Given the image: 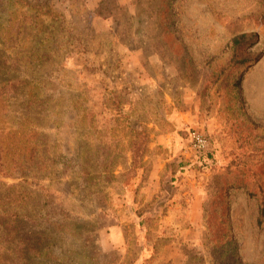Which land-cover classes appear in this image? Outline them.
I'll use <instances>...</instances> for the list:
<instances>
[{
  "label": "rangeland",
  "instance_id": "374dc122",
  "mask_svg": "<svg viewBox=\"0 0 264 264\" xmlns=\"http://www.w3.org/2000/svg\"><path fill=\"white\" fill-rule=\"evenodd\" d=\"M249 33L261 57L228 67L232 39ZM222 67L231 87L215 80ZM6 80L42 98L28 102L23 86L0 101V157L6 170L19 159L35 191L0 264H264V0H0ZM128 123L149 130L145 167L127 152L114 178L94 169L85 184L79 155L92 166L99 148L116 155ZM194 129L211 140L208 166L189 149ZM164 132L172 148L153 149ZM175 154L161 175L177 183L148 201L157 159ZM2 172L1 192L22 182ZM51 222L71 227L57 236ZM38 232L55 238L56 259L30 254Z\"/></svg>",
  "mask_w": 264,
  "mask_h": 264
},
{
  "label": "trees",
  "instance_id": "16d2710c",
  "mask_svg": "<svg viewBox=\"0 0 264 264\" xmlns=\"http://www.w3.org/2000/svg\"><path fill=\"white\" fill-rule=\"evenodd\" d=\"M42 8L43 9L40 8V12L39 10L36 12L38 13L37 16H45L46 18H48L51 15L52 17H56L58 15L56 12H53L50 7ZM257 41L258 35L255 33L241 34L234 37L229 47V61L227 66L241 67L249 63L257 62L261 57V54L253 55L247 52V48L251 45H254ZM41 58L45 59L48 57L46 54H44L41 56ZM227 70L228 68L222 67L219 71H217V74L221 76L223 75L224 77H218L215 80L218 82L221 79V85L225 87H231V74H227ZM237 79L238 80L236 81L235 85L240 88L241 76ZM2 84L3 85L0 86V101L2 102H7L12 96H14L12 95V91L14 92V88L18 89L23 86H26L27 89H30L27 93L28 102L37 104L41 101V90L37 86H35V83L26 82L23 80H6ZM85 111L86 113H88L87 110ZM148 132V128L143 126L142 124L135 125L132 123H128L126 129V135L128 136L126 148H120V140L117 141V143L113 146V152L117 151L116 155H113L112 152L107 150L105 147L103 149L99 148L98 150L103 152L104 155L100 165H87L86 158L88 157V151L83 150V152L79 155L81 161H79L78 164L80 172L83 175V182L89 185L92 184L94 180H96L92 173L94 169L98 170V176L101 179L107 176L110 178H114L116 168L119 167L121 164H124L126 161L124 160L123 162H119V159L122 157V155L127 152L130 154L129 166L131 169L134 170L141 167L144 168L146 163L143 161V156L149 155V153L152 151L148 147L149 143L151 142L148 136ZM209 141L211 145V140L209 139ZM157 147L164 148L163 146L159 145L155 146L153 149ZM207 153L204 154L202 157L198 158V160H203L205 162V165L208 166V160H204V158L207 156ZM122 160L123 157L120 159V161ZM7 166L8 164H6V162L0 157V171H3L1 175H17L19 176V178L22 179V182L13 185L1 183V185L4 186V189L3 192L0 191V262L3 260V255L5 254L7 248L13 243L14 239L23 232V224L26 220L30 219L28 216H26V209L28 208L30 203L35 199V191L31 190V188H29V185H26L29 183L26 174V171L28 170L25 165L18 159L15 166H12V170H6V168L8 169ZM177 181L178 180L175 178L174 174L169 179H163L162 190L164 189L166 184L175 185ZM164 193L167 194L168 192L165 190L162 194ZM191 197H193V194H191ZM50 224L52 226V233H55V235L57 236L61 232L65 233L66 229L71 227V223L65 222H51ZM37 235L38 237L40 236L38 240H36L37 242L29 246L28 248L30 254H32V256L36 258L42 257L47 262L56 259L57 256L54 250L55 238L51 235L46 234L45 232H38Z\"/></svg>",
  "mask_w": 264,
  "mask_h": 264
},
{
  "label": "crops",
  "instance_id": "0c3cea01",
  "mask_svg": "<svg viewBox=\"0 0 264 264\" xmlns=\"http://www.w3.org/2000/svg\"><path fill=\"white\" fill-rule=\"evenodd\" d=\"M175 126H176L177 131H182L183 129L186 128L184 126V124L182 123V121L180 120V118L176 119ZM162 135L168 137V139L165 138V137H162ZM162 135H160V136H161V138H163V141L160 140L158 142V144L156 143L155 146L161 145V146H163L165 148H167V147L168 148L169 147L172 148L171 147V141L169 140V136H167L166 133L162 134ZM177 157H178L177 154H175L173 156L171 155V156L166 157L164 159H160V158L157 159V162H159V168H155L153 170V175H152V179H151V184L153 185V187L155 186V190H153V191L150 190L149 191V193L147 195V198H148L147 200L148 201H152L155 198V196L157 195L158 190H160L161 187H162L163 176L161 175V173L163 172V168H165L167 165H169L173 161H176Z\"/></svg>",
  "mask_w": 264,
  "mask_h": 264
},
{
  "label": "built area",
  "instance_id": "2783aa9c",
  "mask_svg": "<svg viewBox=\"0 0 264 264\" xmlns=\"http://www.w3.org/2000/svg\"><path fill=\"white\" fill-rule=\"evenodd\" d=\"M210 147L209 138L198 130H193L189 134V149L195 158H200L206 154Z\"/></svg>",
  "mask_w": 264,
  "mask_h": 264
}]
</instances>
